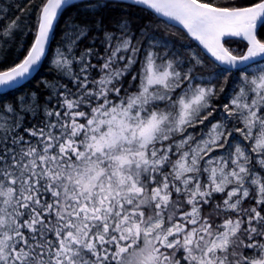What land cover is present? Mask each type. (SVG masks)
<instances>
[{"label":"rangeland","instance_id":"rangeland-1","mask_svg":"<svg viewBox=\"0 0 264 264\" xmlns=\"http://www.w3.org/2000/svg\"><path fill=\"white\" fill-rule=\"evenodd\" d=\"M147 26L152 29L148 35L151 42L148 46L134 44L136 49L129 50V68L139 62L140 93L127 104L97 114L94 123L82 131L76 158L68 160L64 168L61 164L54 167L50 152L55 149L45 143L21 147L9 164L0 163V183L11 177L15 186L4 185L0 193V264L25 259L12 250L13 233L20 229L15 218L20 215L18 208L30 198L28 189L39 186L46 177L57 180L49 182L50 189L62 195L63 203L51 227L58 233L57 240L38 255L46 257L40 264H178L177 258L179 264H191L193 260L192 264H213L216 255L219 259L215 264L219 260L226 264L229 255L237 258L246 246L244 237L242 242H235L242 221L208 229L202 239L194 238L193 242H185L184 237L175 250L173 238L164 243V237L173 232L175 211L179 225L186 223L189 205L194 208L192 218L199 219V204L205 203L209 194L226 191L223 201L238 204L255 184L260 190L257 200L264 203V172L242 177L250 172L249 163L246 166L243 159L251 154V147L240 140L246 134L244 129L254 136L253 149L264 169V61L237 72L240 74L236 77L228 73L223 85L229 89L225 93L229 106L219 108L218 104H210L214 86L208 89L204 83L218 76L226 81L227 76L209 64L202 51L175 28L155 20ZM124 57L128 58L127 54ZM114 79L107 76L105 87L111 88ZM213 105L215 108H211ZM217 108L218 114L214 112ZM220 116L221 123L207 122ZM190 127L197 131L192 134ZM233 137L244 144L240 152L231 143ZM221 140L226 143L220 144ZM44 147L48 149L42 150ZM239 153L242 160L238 168L235 163ZM156 164L165 170L161 171L164 180L158 187L149 185L146 189L151 184L148 175ZM166 176H171L173 187ZM186 199L187 211L178 205ZM218 213L222 217L221 210ZM247 217L250 234L254 228L257 231L258 244L254 248L261 246L264 256V222L258 232L252 227L255 216ZM201 221L194 231L206 228L204 219ZM213 246L216 252L211 251ZM235 261L229 264H237ZM238 262L245 264L246 257L243 255Z\"/></svg>","mask_w":264,"mask_h":264},{"label":"trees","instance_id":"trees-1","mask_svg":"<svg viewBox=\"0 0 264 264\" xmlns=\"http://www.w3.org/2000/svg\"><path fill=\"white\" fill-rule=\"evenodd\" d=\"M199 1L218 8L236 9L251 6L261 0ZM46 2L47 0H0V72L17 66L28 55L35 41L40 14ZM153 20L175 28L187 38L193 47L201 52L199 46L184 31L168 24L144 7L122 1L85 0L65 8L56 24L48 53L37 73L24 84L0 92V163L9 164L11 157L21 147L43 146L45 143L55 149L50 152L54 167L61 164L64 168L68 160L76 158V147L79 146L78 142L81 140L82 131L94 123L97 114L102 111L106 113L123 103L127 104L132 97H136L140 93L142 79L139 74V62L138 65L129 68L128 65L132 58L129 56V50H135L134 44L138 43L140 46H144V43L148 46V43L151 42L148 35L152 29L147 25ZM257 38L261 43H264V23L257 31ZM224 44L229 52L236 56L247 49V44L239 40H227ZM142 49L143 47H141ZM126 54L128 58L124 57ZM201 55L214 68L218 71L221 70L222 75L227 76L226 81L224 77L218 76L215 81L204 83L208 89H210V85L214 86L210 95L212 100L210 104H218L219 108L222 105L229 106L227 95H225L229 89H225L223 84L228 81V73H232L233 77H236L242 70L224 69L202 52ZM140 57L141 54L138 61ZM202 72L204 73V71ZM107 76L115 78V83L109 89L105 87L104 83ZM105 104L108 106L106 107ZM211 108H215V106L213 105ZM214 112L218 114L220 109ZM234 117L240 123L236 114ZM216 121L221 123V116L217 120L209 118L207 122ZM239 129H241V124ZM189 131L194 134L197 129L190 127ZM185 132L186 130H184ZM243 132L246 134L242 137L240 134L238 137H241L240 140L246 143L248 148L251 147V154L247 155L248 158L243 159L246 166L247 162L249 163L250 172L245 173L242 177H250L251 174L257 175L258 172H264V169L257 160L256 149H253L254 136L247 133L246 129ZM240 140L234 137L231 139V143L238 146L239 152L241 151L240 147L244 149V144ZM225 143L224 140L220 141V144ZM236 146L234 145L233 148L235 149ZM43 149L47 150L48 148L44 147ZM244 153L248 152L244 151ZM241 154L239 153L235 163L238 168L242 160ZM45 156L43 157L44 161L46 160ZM57 161L59 163H56ZM53 164L50 169H53ZM151 169L148 175L151 184H148L146 189L149 188V185L158 187L162 183L161 180H164L161 171L165 170L162 166L156 164ZM58 174H61L60 171ZM228 174L231 175L232 172ZM166 178V181L169 182L168 185L173 187V184L170 183L171 176H166ZM261 179L263 180L264 176H261ZM53 180L56 179L46 177L39 186L28 189L27 193L30 198L27 204L18 208L20 215L15 219L18 221L20 229H16L13 233L15 240L12 250H15L14 254H20L25 259L17 258L12 264L42 263L41 258H44L45 254L39 257L38 255H41L42 250H46L50 244L57 240L58 233L51 227L57 220V210L63 201L60 193L50 189L49 182ZM5 182L0 183V193L4 191V185L8 184L15 188L13 178L7 177ZM252 186V191L251 188L249 189L248 197L240 203L229 202L228 204L225 202L226 213H224L225 216L223 215L226 222H244L239 224L241 227L235 235V242H242L241 237H244L243 243L246 246L243 251H246L247 255L250 254L248 245L258 244L255 238L257 232L255 228L250 234L251 229L246 227L247 215L255 216L252 227H257L258 232L264 222V203L257 200L260 190L255 184ZM223 192L209 194L206 199L210 206L207 208L208 214L204 217V221L208 219V223L214 228L216 224L221 223L222 217H219L218 213L221 208L219 209L218 205L224 203V196L226 198V191ZM187 201L186 199V202H178V205L186 210L185 203ZM205 212L204 208L202 215ZM101 241L100 244L103 245L105 240ZM26 254H29L28 260ZM231 260L238 262L239 258L229 255L226 264H229ZM176 261L179 264V258Z\"/></svg>","mask_w":264,"mask_h":264},{"label":"water","instance_id":"water-1","mask_svg":"<svg viewBox=\"0 0 264 264\" xmlns=\"http://www.w3.org/2000/svg\"><path fill=\"white\" fill-rule=\"evenodd\" d=\"M85 0H48L42 10L37 37L26 58L17 66L0 72V92L16 88L39 70L50 47L56 24L63 10ZM142 6L159 18L183 29L214 61L238 69L264 60V44L257 30L264 22V0L250 7L220 9L196 0H111ZM228 39L245 41L249 48L242 57L231 55L224 47Z\"/></svg>","mask_w":264,"mask_h":264},{"label":"flooded vegetation","instance_id":"flooded-vegetation-1","mask_svg":"<svg viewBox=\"0 0 264 264\" xmlns=\"http://www.w3.org/2000/svg\"><path fill=\"white\" fill-rule=\"evenodd\" d=\"M199 205H200V209H199L200 217H199V219H198V217H196V219H194V218H192V216H195L194 215V208H191V205H189V211H187L188 207H187V203H185L186 211H187L185 224L179 225V223H177V220H176V218H177L176 211L173 213V228H174L173 233L164 237V243H167L171 238H173V250H175L177 248V245L180 246V242L184 237H186L185 242H189V241L193 242V239L195 237L202 239L207 234V232H209L208 229H215L214 227H212L211 224L208 223V219H207L204 221V223H206V225H207L205 229H199L197 231H194V228L196 229L197 226L199 227L203 223V221H201L202 219H204L201 216L202 210L204 211V208H205L207 211V208L210 206V204L208 202L200 203ZM176 206H177L176 202L175 203L173 202V209L176 210ZM218 206H219V209L221 208V210H222L221 211L222 218L220 221L221 223L217 224L215 226L221 227L222 225L226 224V221L224 219L225 202L220 203ZM187 213H189V216L187 215ZM188 218H189V220H188ZM223 246H226V243ZM254 246H256L255 243L248 245V251H249L250 255H248L246 257L245 264H264V256L262 255L263 250H262L261 246L258 249L257 248L255 249ZM214 248L215 247L213 246L211 251L216 252ZM219 250L220 249H218L217 251H219ZM252 252H255L257 255H253ZM242 256H243V254L240 252V254L238 255V258H241ZM244 256H246V255H244ZM217 258L219 259V257H217V255H216L214 258V261H211V262H213V264H215ZM206 262L209 264L208 261H206ZM192 263H194V260L192 261ZM175 264H176V262H175ZM219 264H225V263L223 260H219Z\"/></svg>","mask_w":264,"mask_h":264},{"label":"bare ground","instance_id":"bare-ground-1","mask_svg":"<svg viewBox=\"0 0 264 264\" xmlns=\"http://www.w3.org/2000/svg\"><path fill=\"white\" fill-rule=\"evenodd\" d=\"M231 115V114H230ZM251 140V139H250Z\"/></svg>","mask_w":264,"mask_h":264}]
</instances>
